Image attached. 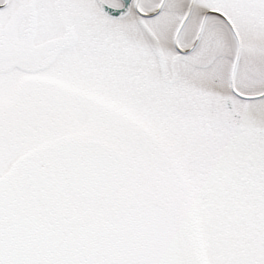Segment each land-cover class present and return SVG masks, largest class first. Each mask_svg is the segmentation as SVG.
Wrapping results in <instances>:
<instances>
[{"label":"snow or ice","instance_id":"1","mask_svg":"<svg viewBox=\"0 0 264 264\" xmlns=\"http://www.w3.org/2000/svg\"><path fill=\"white\" fill-rule=\"evenodd\" d=\"M0 264H264V0H0Z\"/></svg>","mask_w":264,"mask_h":264}]
</instances>
